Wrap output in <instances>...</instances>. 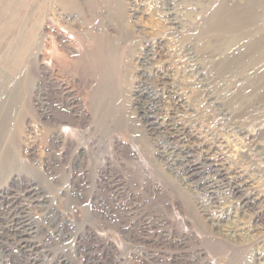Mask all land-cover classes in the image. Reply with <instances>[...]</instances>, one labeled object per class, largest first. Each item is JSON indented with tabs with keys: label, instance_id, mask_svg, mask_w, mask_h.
Wrapping results in <instances>:
<instances>
[{
	"label": "rangeland",
	"instance_id": "374dc122",
	"mask_svg": "<svg viewBox=\"0 0 264 264\" xmlns=\"http://www.w3.org/2000/svg\"><path fill=\"white\" fill-rule=\"evenodd\" d=\"M0 264H264V0H0Z\"/></svg>",
	"mask_w": 264,
	"mask_h": 264
},
{
	"label": "bare ground",
	"instance_id": "6f19581e",
	"mask_svg": "<svg viewBox=\"0 0 264 264\" xmlns=\"http://www.w3.org/2000/svg\"><path fill=\"white\" fill-rule=\"evenodd\" d=\"M224 13H225V11H223ZM220 13V12H219ZM219 15V14H218ZM243 15H246V16H251V12H249V11H247V10H245V11H242L240 14H236L235 16H234V18H235V20L236 21H239V18L240 17H242ZM215 23V22H214ZM218 24V23H217ZM105 42H106V40H105ZM145 118H147L146 117V115H145ZM147 121V123L149 124V126L151 127L152 125H154V124H152V121L151 120H149V119H147L146 120ZM146 123V124H147ZM191 170V169H190ZM193 175V174H192ZM221 175V174H220ZM212 186V185H211ZM211 188V187H210ZM213 196V195H212ZM241 203L245 206V205H247V201L246 200H241ZM13 217V216H12Z\"/></svg>",
	"mask_w": 264,
	"mask_h": 264
}]
</instances>
